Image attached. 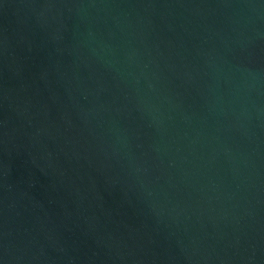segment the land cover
I'll return each mask as SVG.
<instances>
[{
    "label": "water",
    "instance_id": "95a60500",
    "mask_svg": "<svg viewBox=\"0 0 264 264\" xmlns=\"http://www.w3.org/2000/svg\"><path fill=\"white\" fill-rule=\"evenodd\" d=\"M0 264H264V0H0Z\"/></svg>",
    "mask_w": 264,
    "mask_h": 264
}]
</instances>
